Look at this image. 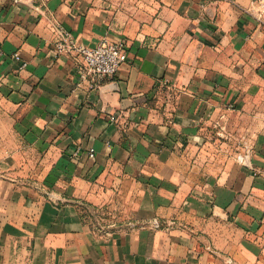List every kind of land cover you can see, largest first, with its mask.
<instances>
[{
    "label": "crops",
    "instance_id": "obj_1",
    "mask_svg": "<svg viewBox=\"0 0 264 264\" xmlns=\"http://www.w3.org/2000/svg\"><path fill=\"white\" fill-rule=\"evenodd\" d=\"M0 264H264V1L0 0Z\"/></svg>",
    "mask_w": 264,
    "mask_h": 264
},
{
    "label": "built area",
    "instance_id": "obj_2",
    "mask_svg": "<svg viewBox=\"0 0 264 264\" xmlns=\"http://www.w3.org/2000/svg\"><path fill=\"white\" fill-rule=\"evenodd\" d=\"M258 1L263 2L264 0ZM55 46L59 52L71 48L80 55V77L82 80H90L93 88L97 86L100 80L114 76L120 66L128 59L129 53L126 40H111L107 36L102 37L96 45L88 46L79 44L69 33H66L65 38L57 40ZM13 57L18 61H22V67L27 65V62L23 60L19 51H15ZM81 151L82 148L77 147L74 150V154H79ZM95 151L94 147L89 148V156L94 157ZM238 157L243 159L245 155L239 154ZM150 223L154 228L162 227V223L156 218Z\"/></svg>",
    "mask_w": 264,
    "mask_h": 264
},
{
    "label": "rangeland",
    "instance_id": "obj_3",
    "mask_svg": "<svg viewBox=\"0 0 264 264\" xmlns=\"http://www.w3.org/2000/svg\"><path fill=\"white\" fill-rule=\"evenodd\" d=\"M210 132L208 131V133ZM212 134L216 135V133ZM225 137L226 135H220L222 139H225ZM236 147L238 146L236 145ZM119 209V206H114L113 204L98 206L84 201L80 203V213L96 231H107L118 228L120 218H123L122 215L124 214V211H120Z\"/></svg>",
    "mask_w": 264,
    "mask_h": 264
},
{
    "label": "trees",
    "instance_id": "obj_4",
    "mask_svg": "<svg viewBox=\"0 0 264 264\" xmlns=\"http://www.w3.org/2000/svg\"><path fill=\"white\" fill-rule=\"evenodd\" d=\"M82 215V214H81ZM83 216V215H82Z\"/></svg>",
    "mask_w": 264,
    "mask_h": 264
}]
</instances>
